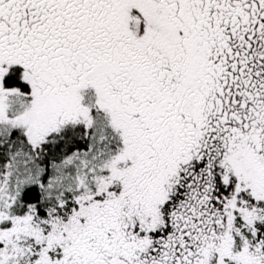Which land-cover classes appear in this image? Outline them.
Listing matches in <instances>:
<instances>
[{"label": "snow or ice", "instance_id": "obj_1", "mask_svg": "<svg viewBox=\"0 0 264 264\" xmlns=\"http://www.w3.org/2000/svg\"><path fill=\"white\" fill-rule=\"evenodd\" d=\"M0 264H264V0H0Z\"/></svg>", "mask_w": 264, "mask_h": 264}]
</instances>
